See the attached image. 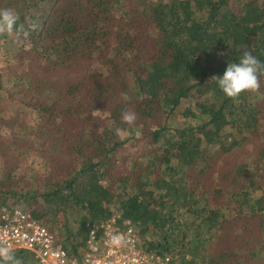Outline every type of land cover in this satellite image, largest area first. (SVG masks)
<instances>
[{"label": "trees", "instance_id": "16d2710c", "mask_svg": "<svg viewBox=\"0 0 264 264\" xmlns=\"http://www.w3.org/2000/svg\"><path fill=\"white\" fill-rule=\"evenodd\" d=\"M166 1L0 0L28 32L11 34L14 81L0 73V129L16 124V140L0 133V206L22 207L70 258L86 223L118 216L177 264H264V73L238 98L210 81L243 47L264 64V0ZM5 104L35 111L39 131ZM30 152L45 179L19 168Z\"/></svg>", "mask_w": 264, "mask_h": 264}, {"label": "built area", "instance_id": "2783aa9c", "mask_svg": "<svg viewBox=\"0 0 264 264\" xmlns=\"http://www.w3.org/2000/svg\"><path fill=\"white\" fill-rule=\"evenodd\" d=\"M86 240L80 257L70 258L55 243L47 228L20 206H0V246L30 252L37 264H177V254L151 251L129 221L112 216L98 224H85ZM119 234L121 243H108Z\"/></svg>", "mask_w": 264, "mask_h": 264}, {"label": "clouds", "instance_id": "9594fccd", "mask_svg": "<svg viewBox=\"0 0 264 264\" xmlns=\"http://www.w3.org/2000/svg\"><path fill=\"white\" fill-rule=\"evenodd\" d=\"M19 16L13 9H0V33L15 34L24 36L28 32L23 25L18 24ZM35 28L36 25H30ZM264 73V64L253 54L252 50L242 48L241 54L236 62H228L221 76H213L210 81H214L218 89L227 98H238L242 93L259 89V74ZM122 99H129L127 93L121 94ZM122 121L126 124H133L136 114L130 111L121 113ZM122 237L119 234H111L108 243L118 245ZM0 264H21L15 253L7 246H0Z\"/></svg>", "mask_w": 264, "mask_h": 264}, {"label": "rangeland", "instance_id": "374dc122", "mask_svg": "<svg viewBox=\"0 0 264 264\" xmlns=\"http://www.w3.org/2000/svg\"><path fill=\"white\" fill-rule=\"evenodd\" d=\"M152 2H167L166 0H149ZM232 2L233 0H228ZM234 3V1L232 2ZM17 46L13 41V37L11 34L3 33L0 35V73L2 75L3 82L11 83L14 81V73L18 71V68L15 63V53ZM0 101L2 103L7 101V96L4 91H0ZM6 105V104H5ZM12 105H6L5 112L3 116L6 120L17 118L18 122L23 123L28 128H32L34 130H38L41 126L38 122L37 113L33 110H25L19 109L15 107H10ZM15 125L13 128L2 126L0 129V133L2 136V140L6 143L10 141L16 140L15 136ZM39 131V130H38ZM123 136H126L123 135ZM21 143V142H20ZM142 146V143H137L136 145H128V149L130 151H136ZM12 160L11 150L10 148H6L0 151V173L3 166L10 163ZM19 168L23 171L33 170L42 178L47 177V166L43 160H41L36 153L30 152L27 154L24 161L19 165ZM184 255V254H183ZM179 256V255H178ZM180 257V256H179ZM187 258V257H186Z\"/></svg>", "mask_w": 264, "mask_h": 264}]
</instances>
